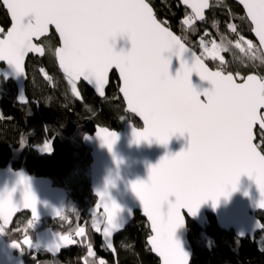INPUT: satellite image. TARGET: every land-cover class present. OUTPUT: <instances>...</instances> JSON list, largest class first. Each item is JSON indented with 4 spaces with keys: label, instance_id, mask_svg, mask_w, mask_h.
<instances>
[{
    "label": "snow or ice",
    "instance_id": "6c2138e0",
    "mask_svg": "<svg viewBox=\"0 0 264 264\" xmlns=\"http://www.w3.org/2000/svg\"><path fill=\"white\" fill-rule=\"evenodd\" d=\"M184 2L195 19L203 18L207 0ZM240 3L259 44L264 46V0ZM3 4L13 23L6 36L0 38V61L22 73L26 54L43 51L33 39L44 36L54 26L62 43L55 55L74 94L78 95L76 81L82 78L103 96L109 71L118 70L119 91L127 109L144 125L142 130L133 131L135 143L155 140L167 145L177 133L188 135L186 151L164 156L150 167L147 182L131 185L154 233L148 243L162 258V264H188L187 255L174 240V233L184 223L181 210L195 216L209 200L215 208L220 197L236 191L241 176L255 182L262 198L259 207L264 209V139L254 142V127L264 130V79L249 75L244 82H236L232 75L210 72L195 56L190 67L181 61L175 77H171L170 59L163 53L175 51L180 58L187 49L157 21L144 0H3ZM124 36L131 49L127 53L115 52L114 42ZM216 47L213 44L209 53L214 58ZM248 47L253 46L249 43ZM193 72L208 81L211 89L198 93L190 83ZM96 135L111 152L116 134L101 129ZM44 151L50 153L51 146L45 143ZM20 183L24 185L22 204L31 209L35 220L37 201L26 182L21 179ZM97 194L106 201L103 209L107 226L103 235L107 238L118 229L115 218L120 209L105 199L106 192ZM170 197L175 201L170 202ZM18 207L12 201V191L0 192V233ZM83 232L81 228L76 235ZM60 242L71 241L68 236H60L47 251L55 252ZM21 243L31 246L25 236L11 247L19 248ZM108 246H112L110 242ZM93 254L89 247L88 255ZM100 264L105 262L101 260Z\"/></svg>",
    "mask_w": 264,
    "mask_h": 264
},
{
    "label": "trees",
    "instance_id": "16d2710c",
    "mask_svg": "<svg viewBox=\"0 0 264 264\" xmlns=\"http://www.w3.org/2000/svg\"><path fill=\"white\" fill-rule=\"evenodd\" d=\"M155 17L174 32L196 53L202 44H215L220 58H206L212 69L231 73L235 77L255 74L264 79V58L251 36V26L242 9L231 0H209L210 9L203 22L197 23L189 12L180 7L177 0H146ZM192 17L190 23L186 20ZM0 26L9 27L6 13L0 5ZM46 41V47L42 44ZM41 41L45 49L42 59L29 57L26 63L27 105L15 101L12 83L0 81V168L10 164L14 169H24L29 175L49 178L54 186L68 191L62 216L54 222H44L42 228L29 225V216H18L9 231H3L6 241L22 242L25 236L34 241L38 232L50 229L56 234L68 236L78 226L84 229L81 236L70 240L71 245L57 254L28 248L21 243L24 264H98L103 260L114 264L112 255L105 249L94 218L86 211L95 199L89 190V179L80 175L70 176L72 153L80 152L82 165H89V151L81 145L84 135L92 134L96 126L119 131L126 122L134 127L141 125L126 113L118 95V79L114 73L104 99H98L83 84H78L81 98L69 91V84L58 71L54 56H48L57 47L54 34ZM248 43L252 44L249 49ZM264 133L256 134L261 143ZM48 142L50 153H40L35 147ZM103 217V216H102ZM264 225V216L258 215ZM188 240L192 249L190 264H264V246L250 239L238 240L232 233L218 229L215 220L208 216L204 231L187 221ZM149 230L136 213L133 222L114 238L117 264H158L147 248ZM91 247L93 255H88Z\"/></svg>",
    "mask_w": 264,
    "mask_h": 264
},
{
    "label": "water",
    "instance_id": "95a60500",
    "mask_svg": "<svg viewBox=\"0 0 264 264\" xmlns=\"http://www.w3.org/2000/svg\"><path fill=\"white\" fill-rule=\"evenodd\" d=\"M231 1L236 3L242 9L244 17L251 26V36L264 58V46L259 44L258 38L252 31V25L250 20L247 18L246 10L240 3V0ZM144 2L147 3L146 0H144ZM177 2L181 8L190 13L194 21L197 23H201L205 20L206 14L210 9V1L207 0V7L203 10V18L195 19L194 13H192V10L187 6V4H185L184 0H177ZM196 2H198V0H196ZM0 5L6 13L9 21V27L6 30L0 26V38H3L11 28L13 21L3 4V0H0ZM149 7L152 8L150 5ZM153 14L155 16L154 11ZM157 21L160 22L158 19ZM161 25L165 26L162 23ZM168 30L171 31L169 28ZM172 33L177 36L174 32ZM51 34H54L58 42V45L54 49L53 53L56 67L59 73L67 79L63 69L60 68L59 61L55 55L56 49L62 47V43L54 26H50L48 32L44 36L39 39H33V43L37 47L42 48L43 51L42 53L29 52L26 54L23 62L22 73H17L14 66L9 65L6 61H0V79L5 84L9 82L13 84L16 91L15 101L20 106L27 105L28 103L25 94L27 82V60L29 57L37 59H42L44 57L45 49L41 44V41L48 38ZM177 38L182 44H184L187 51H185L180 58H177L175 51L171 53H163L165 58L170 59L169 75L171 77H175L180 68L181 61H184L187 66L190 67L193 62V56L200 58L201 62L210 72L216 71L212 70L206 64L204 59H202L191 47L187 46L178 36ZM110 43L112 42L110 41ZM130 49L131 43L126 36L117 37L113 44V50L115 52L122 51L127 53ZM112 73H114L118 79L117 92L123 102L126 113L138 121L141 127H134L131 122H126L119 131L96 126L92 134L83 136L81 145L89 151L90 158V163L88 165L89 190L95 199V203L86 211V214L91 218H95L99 215L103 216L99 235L105 249L110 255H112L114 264H117L113 240L115 237L124 232V230L133 222L134 216L137 213L139 217L145 221L149 230V237L146 240L147 248L150 250L152 256L157 260L158 264H162V258L148 243V240L152 235H154V233L151 232L150 222L144 216L142 205L131 190V185L137 181L147 182L150 167H154L164 156L167 155L171 157L182 150L186 151L189 146V137L186 133L183 135L177 133L170 138L167 145L158 144L155 140H152L151 142L141 141L139 144L135 143L133 131L142 130L144 125L142 120L136 116V114L131 113L127 109L123 95L119 91L120 78L118 70L112 69L109 71L108 83L104 87L103 96L96 91L94 85L88 84L87 81H84L82 78L76 81V85L83 84L89 88L98 99H104L105 92L109 84V78ZM223 74L232 75L236 82H244L249 75H254L260 79L255 74H248L240 80H237L231 73ZM190 83L198 93H203L204 91L211 89V84L208 81L201 80L195 72H193L190 76ZM201 99H203V97H201ZM101 129H107L108 131L116 134L117 139L111 152L103 145L102 140L96 135ZM257 133H264V130H260L258 125L254 127L255 136ZM254 142L256 143V139ZM21 179L26 182L27 187L30 189L37 201L35 220L32 217L31 209L25 208L22 204L24 185L20 183ZM13 189H15V191H13ZM4 191H12V201L15 205L19 206L18 210L13 214L10 223L8 225H3L4 231H9L15 219L22 214H27L29 216V220L32 222V226H36L38 229L42 228L45 221L54 222L59 220L62 216L64 204L68 198V191L63 187L54 186L49 178L29 175L24 169H14L11 164L0 168V192ZM101 192H106L107 195L105 199L109 202H114L120 209V212L115 218V224L118 226V229L107 238L103 235L104 227L107 226L106 214L103 209V203L106 201L102 200L97 194ZM261 199L262 198L255 182L247 176H241L237 183L236 191L231 192L226 198L223 196L220 197L215 208H213L212 201L209 200L199 207L195 216L189 215L186 210H181L184 223L181 227L177 228L174 233V240L180 245L181 250L187 255L188 264L191 262L192 249L188 240L187 221L204 231L205 226L208 223V216H210L215 220L219 230L226 233H232L238 240H245L248 238L251 242H254L257 236L264 234V225L258 218V215L264 216V209L259 207ZM169 201L174 202L175 198L170 197ZM163 211H167V205L163 206ZM57 212L60 213L59 216L56 215ZM0 224H2V221H0ZM13 242L14 241H6L0 234V264H24L22 258V247H11ZM109 242L112 245L111 247L108 246ZM97 263L100 264V260H98Z\"/></svg>",
    "mask_w": 264,
    "mask_h": 264
},
{
    "label": "rangeland",
    "instance_id": "374dc122",
    "mask_svg": "<svg viewBox=\"0 0 264 264\" xmlns=\"http://www.w3.org/2000/svg\"><path fill=\"white\" fill-rule=\"evenodd\" d=\"M42 44L46 47V41L45 40L42 42ZM54 49H55V47L54 48L52 47L51 50L49 52H47L49 57H50V55L51 56L53 55ZM212 49H213V44H208V45L202 44V50L198 54H199V56L202 59H206L208 57L212 58L213 56L209 54L212 51ZM215 58H220L221 59V57H220V51L218 50L217 47H216V56H215ZM241 78L242 77H240V76H236V79L237 80H240ZM76 88H77L78 95L77 94H74L72 92L71 86L69 85V91H70V93L73 96H75L76 98L80 99L81 98L80 90L77 87V85H76ZM45 143L49 144L48 142H45ZM44 144L41 145V146L35 147V148L40 153H48V152H45L44 151ZM71 157H72L73 165L71 166L70 176L73 177L74 175H77L78 174V175H80V176L83 177L84 181L85 180H88L89 179V168H88L87 165L85 166V164L82 165V157H81L80 152L77 151V152L72 153ZM94 221H95V226L96 227H97V225L98 226H100V224L102 225V221H103L102 215H99V216L95 217L94 218ZM0 234L2 235V233H0ZM30 241H31V246L30 247L27 246V245H25V246L28 247V248H31V247H34L35 248L36 247V244L34 242L35 239H34V241H32V240H30ZM258 241L264 246V234H261V235L258 236Z\"/></svg>",
    "mask_w": 264,
    "mask_h": 264
},
{
    "label": "crops",
    "instance_id": "0c3cea01",
    "mask_svg": "<svg viewBox=\"0 0 264 264\" xmlns=\"http://www.w3.org/2000/svg\"><path fill=\"white\" fill-rule=\"evenodd\" d=\"M62 236L60 234H56L52 232L50 229H44L36 235L35 244L37 249L46 250L52 246L54 243L58 242L59 237ZM71 245V242H60V248L55 252H50L51 254H57L61 249L66 248ZM49 252V251H48Z\"/></svg>",
    "mask_w": 264,
    "mask_h": 264
},
{
    "label": "built area",
    "instance_id": "2783aa9c",
    "mask_svg": "<svg viewBox=\"0 0 264 264\" xmlns=\"http://www.w3.org/2000/svg\"><path fill=\"white\" fill-rule=\"evenodd\" d=\"M81 226H78L77 229L75 231H73L72 233H70L69 238L70 240H75L78 238V236L76 235V232L79 231V229H81Z\"/></svg>",
    "mask_w": 264,
    "mask_h": 264
},
{
    "label": "flooded vegetation",
    "instance_id": "af4514ba",
    "mask_svg": "<svg viewBox=\"0 0 264 264\" xmlns=\"http://www.w3.org/2000/svg\"><path fill=\"white\" fill-rule=\"evenodd\" d=\"M0 81H1V79H0ZM3 82V81H2ZM10 83V82H9ZM3 84H5L4 82H3ZM8 84V83H7ZM6 85V84H5ZM45 222H47V221H45Z\"/></svg>",
    "mask_w": 264,
    "mask_h": 264
},
{
    "label": "bare ground",
    "instance_id": "6f19581e",
    "mask_svg": "<svg viewBox=\"0 0 264 264\" xmlns=\"http://www.w3.org/2000/svg\"><path fill=\"white\" fill-rule=\"evenodd\" d=\"M11 164V163H10Z\"/></svg>",
    "mask_w": 264,
    "mask_h": 264
}]
</instances>
